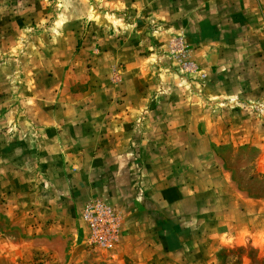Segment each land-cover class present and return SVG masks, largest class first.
<instances>
[{
  "label": "rangeland",
  "instance_id": "1",
  "mask_svg": "<svg viewBox=\"0 0 264 264\" xmlns=\"http://www.w3.org/2000/svg\"><path fill=\"white\" fill-rule=\"evenodd\" d=\"M119 256L264 264V0H0V264Z\"/></svg>",
  "mask_w": 264,
  "mask_h": 264
},
{
  "label": "built area",
  "instance_id": "2",
  "mask_svg": "<svg viewBox=\"0 0 264 264\" xmlns=\"http://www.w3.org/2000/svg\"><path fill=\"white\" fill-rule=\"evenodd\" d=\"M81 219L85 226L84 239L91 248L110 249L120 232L118 213L106 202L90 199L81 208Z\"/></svg>",
  "mask_w": 264,
  "mask_h": 264
},
{
  "label": "crops",
  "instance_id": "3",
  "mask_svg": "<svg viewBox=\"0 0 264 264\" xmlns=\"http://www.w3.org/2000/svg\"><path fill=\"white\" fill-rule=\"evenodd\" d=\"M169 239H171V237ZM152 259L155 260V256H153V258H151V257L144 258L142 256H119L118 261L120 263H124V264L126 262L135 263V264H153ZM203 263H204V261H203Z\"/></svg>",
  "mask_w": 264,
  "mask_h": 264
}]
</instances>
